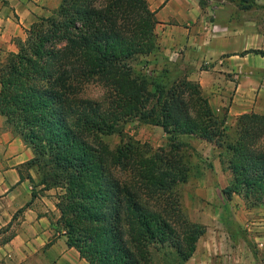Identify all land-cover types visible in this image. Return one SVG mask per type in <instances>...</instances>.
Instances as JSON below:
<instances>
[{
  "label": "trees",
  "instance_id": "16d2710c",
  "mask_svg": "<svg viewBox=\"0 0 264 264\" xmlns=\"http://www.w3.org/2000/svg\"><path fill=\"white\" fill-rule=\"evenodd\" d=\"M156 25L147 0H60L0 65V116L32 153L22 169L35 168L37 185L59 191L56 223L88 264H184L192 257L205 226L181 205L179 186L192 173L181 136L221 150L230 174L225 198L264 205V115H239L230 135L198 82L167 86L135 75L132 61L156 49ZM91 83L104 89L101 101L82 97ZM135 119L161 128L169 148L128 140L111 149L103 141Z\"/></svg>",
  "mask_w": 264,
  "mask_h": 264
},
{
  "label": "crops",
  "instance_id": "0c3cea01",
  "mask_svg": "<svg viewBox=\"0 0 264 264\" xmlns=\"http://www.w3.org/2000/svg\"><path fill=\"white\" fill-rule=\"evenodd\" d=\"M221 1L203 7L198 0H147L157 20V46L150 55L153 66L165 67L169 78L198 82L214 113L225 116L227 126L244 113L264 115V89L242 103L238 92L244 82L225 78L263 69L259 63L264 57L248 52L264 51V20H249L245 13L264 11V0H253L242 10ZM59 2L0 0V65L17 51L16 42L25 39V30L38 17L55 10ZM176 51L180 54L172 57ZM257 58L260 60L254 65ZM204 143L209 147L200 153L212 162L214 171H221L219 149ZM31 158L30 149L5 127L0 116V229L10 225L0 240L14 234L10 241L0 242V264H88L66 244L64 230L56 223L59 212L53 192L33 191L24 173L21 179L22 166ZM29 174L35 179L33 170ZM189 183L198 185L197 197L202 194L220 209L188 213L191 222L205 226V233L184 264H264V205L247 209L238 195L226 199L221 192L226 181L219 187L215 181L206 186L194 179ZM225 205H231L229 213Z\"/></svg>",
  "mask_w": 264,
  "mask_h": 264
},
{
  "label": "rangeland",
  "instance_id": "374dc122",
  "mask_svg": "<svg viewBox=\"0 0 264 264\" xmlns=\"http://www.w3.org/2000/svg\"><path fill=\"white\" fill-rule=\"evenodd\" d=\"M198 1L203 7L206 6L207 4L205 0H198ZM214 1L217 4L222 2L221 0H214ZM225 2L234 3L238 5L239 9L241 10H242V7H245V8L250 7L251 4H253V0H225ZM50 13H48L47 16L50 15ZM247 13H248L247 19L249 20L251 19H254L257 21L264 20V11L260 12L258 15H255L257 14L256 11L246 12L245 15ZM176 53L178 55L180 54V52H176ZM171 56L173 57L174 55H171ZM259 60L260 59L257 58L256 63L254 61H252V63L255 65L258 63ZM152 63H153L152 57L149 55V56H140L136 58L135 60L132 61L131 65H132V69L135 75L145 77L149 80V82H154V83L160 82V83L166 84L167 86H170L172 82L171 80H173V78L168 77L169 73L167 72V69L165 67L156 68L155 66H153ZM259 65L262 66L263 69H260L259 71H257V73H255L256 71L252 70L248 74H242V75H237V76L234 74H229L225 76L227 80H230L233 82H239V81L244 82L243 88L239 90L238 92L241 96L240 101L242 103L245 102L246 99L253 100L255 98V94L258 93L259 89H264V60L260 61ZM174 79L181 80V79H186V78L177 77ZM149 90L153 92L154 86L150 85ZM104 92H105L104 89L100 85L91 83V84H88L84 88L82 97L101 101L104 97ZM232 93H233L232 95H234L235 91H232ZM235 122L232 125L231 124L227 125L228 127L227 132L230 135H233L235 132ZM102 139L104 142H106V144L111 149H114L119 144L125 141H128V140L138 141L140 143H147L153 150L157 148H164V149L169 148V142L161 128L148 125V124H144L136 119L120 123L117 126L115 132L109 135L102 136ZM178 140L187 144V147H184V149L186 150V153L189 154V160L192 165V173H191L190 179H194L195 182L196 181L201 182V184L205 186L207 182L209 181L210 182L215 181L218 187L220 185H223L225 181L228 183V181L230 180L229 172L223 169L218 172L214 171L213 168H211L212 162L207 159L208 157L205 158V156L200 153L199 151L200 149L205 150V149H208L209 147V145L207 146L205 145L204 140H200V139L197 140L195 137H187V136H181L178 138ZM218 152H219L218 157L220 158L221 150L219 149ZM29 170H33V173L35 174V179L32 178L33 183H31L33 187V191L34 189L36 192H40V193H44V191H52L54 194L53 196L56 199L57 192L59 191L55 189L43 190L41 185H37L39 176L35 168L26 169L25 167H23L22 173L26 174L27 176H30ZM190 179L186 183L181 184L179 186V192L181 195V205L188 219H189V216H188L189 212H199V211H203L204 209L208 211H211V210L214 211V210L220 209V207L217 204L213 203L212 201L207 200L205 197H203L202 194L198 195L197 197L195 193V189H196L195 187H197L198 185L191 186L190 185L191 183H189ZM204 189H206V187H204ZM239 197L241 198V196ZM197 199L199 200V202ZM197 205H199V208ZM230 207L231 205L229 206L225 205V210L227 213L230 212L231 210ZM253 208H256V207H253ZM247 209H251V208H247ZM227 213L225 215L226 217H227ZM231 218L233 217L231 216ZM231 222L232 224H234L233 219ZM5 236L2 238H5Z\"/></svg>",
  "mask_w": 264,
  "mask_h": 264
},
{
  "label": "built area",
  "instance_id": "2783aa9c",
  "mask_svg": "<svg viewBox=\"0 0 264 264\" xmlns=\"http://www.w3.org/2000/svg\"><path fill=\"white\" fill-rule=\"evenodd\" d=\"M205 1L207 2V4H208V5H210V4H212V3H213V1H214V0H205ZM210 8H211V11L213 12V10H212V9H213V7H212V6H210ZM212 12H211V14H212ZM176 52H177V51H176ZM176 52L174 53V56H175V57H176V56H178V54H177Z\"/></svg>",
  "mask_w": 264,
  "mask_h": 264
}]
</instances>
